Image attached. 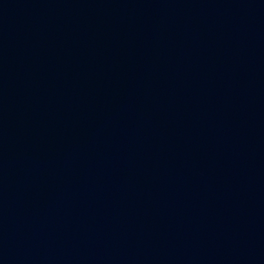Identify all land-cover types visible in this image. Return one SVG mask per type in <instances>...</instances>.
<instances>
[{"label":"water","instance_id":"water-1","mask_svg":"<svg viewBox=\"0 0 264 264\" xmlns=\"http://www.w3.org/2000/svg\"><path fill=\"white\" fill-rule=\"evenodd\" d=\"M0 264H264V0H0Z\"/></svg>","mask_w":264,"mask_h":264}]
</instances>
